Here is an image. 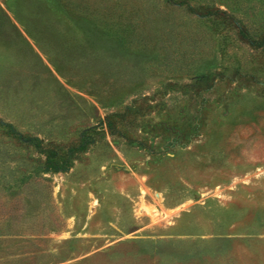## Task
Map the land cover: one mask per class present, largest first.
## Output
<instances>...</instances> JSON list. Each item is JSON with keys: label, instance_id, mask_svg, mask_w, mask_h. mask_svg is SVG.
Instances as JSON below:
<instances>
[{"label": "rangeland", "instance_id": "rangeland-1", "mask_svg": "<svg viewBox=\"0 0 264 264\" xmlns=\"http://www.w3.org/2000/svg\"><path fill=\"white\" fill-rule=\"evenodd\" d=\"M0 264H264V0H0Z\"/></svg>", "mask_w": 264, "mask_h": 264}]
</instances>
